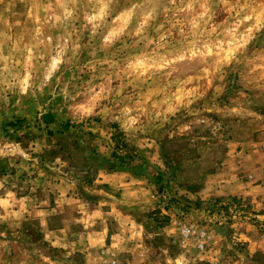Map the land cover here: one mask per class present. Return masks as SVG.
Wrapping results in <instances>:
<instances>
[{
	"label": "rangeland",
	"instance_id": "374dc122",
	"mask_svg": "<svg viewBox=\"0 0 264 264\" xmlns=\"http://www.w3.org/2000/svg\"><path fill=\"white\" fill-rule=\"evenodd\" d=\"M260 94L264 0H0V264H56L44 219L116 173L140 188L119 264H264V130L232 143Z\"/></svg>",
	"mask_w": 264,
	"mask_h": 264
},
{
	"label": "crops",
	"instance_id": "0c3cea01",
	"mask_svg": "<svg viewBox=\"0 0 264 264\" xmlns=\"http://www.w3.org/2000/svg\"><path fill=\"white\" fill-rule=\"evenodd\" d=\"M257 99L258 102L256 104L264 107L263 96L260 94ZM258 116L259 118L254 116V121L250 123L244 121L238 124L241 130L239 132L235 131L232 143L238 145L251 142L250 140H253L256 131L264 130V115L259 114ZM261 145L264 146V143H261L260 147ZM119 173L121 174L122 172L120 171ZM116 174L111 175L110 180L118 176ZM218 176L220 175L218 174ZM110 180H107L108 184L104 187L93 185L81 192L84 200L89 197H96L97 202L100 204L99 209L90 208L86 210L88 212L86 214H77L71 217L61 213V208L58 212L57 224L51 227H49V224L54 222V218L44 219V224L48 228L44 234L49 238V242L51 243L50 248L54 251V255H56V264H119L118 256L124 249L127 250L129 248L133 253L134 247L138 246L137 242L130 243L129 241L133 239V233L137 231L139 226L136 222V217L133 215V209L139 200L140 188L136 186L137 184H134L132 178L126 179L124 183L119 184ZM247 187H249L248 184L242 182H240V185L231 184L227 179L226 183H223L219 190H215L214 195L223 197L234 195V192L237 191L238 193H248L250 190H245ZM111 191H115V193L111 194ZM104 195L109 196V198H105ZM59 199L60 196L56 198V207H59L61 204L62 200ZM26 201V199H19L16 200V204L12 202V205L18 207V212L20 213L21 207L22 205H26ZM79 202L83 203V201ZM105 204L111 207L112 214L108 213L112 215L111 217L102 210V206ZM52 209H49L51 212L45 209L44 213L48 215L54 210ZM261 217L264 218L263 215ZM20 218L24 219V216ZM112 219L118 225L113 229L109 227ZM22 232L20 231V234ZM254 246L252 248L253 251L255 250ZM75 253L79 257L76 260L74 259V261L71 255Z\"/></svg>",
	"mask_w": 264,
	"mask_h": 264
},
{
	"label": "built area",
	"instance_id": "2783aa9c",
	"mask_svg": "<svg viewBox=\"0 0 264 264\" xmlns=\"http://www.w3.org/2000/svg\"><path fill=\"white\" fill-rule=\"evenodd\" d=\"M203 244L200 243V247H202Z\"/></svg>",
	"mask_w": 264,
	"mask_h": 264
},
{
	"label": "trees",
	"instance_id": "16d2710c",
	"mask_svg": "<svg viewBox=\"0 0 264 264\" xmlns=\"http://www.w3.org/2000/svg\"><path fill=\"white\" fill-rule=\"evenodd\" d=\"M45 117H47V116L44 115L43 118H45Z\"/></svg>",
	"mask_w": 264,
	"mask_h": 264
}]
</instances>
